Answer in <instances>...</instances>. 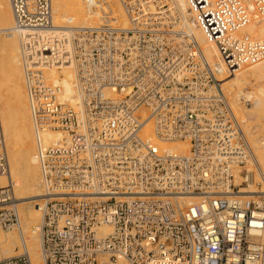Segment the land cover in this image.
<instances>
[{
    "label": "built area",
    "instance_id": "obj_1",
    "mask_svg": "<svg viewBox=\"0 0 264 264\" xmlns=\"http://www.w3.org/2000/svg\"><path fill=\"white\" fill-rule=\"evenodd\" d=\"M85 1L96 27L56 25L52 0H10L37 127L45 264H100L105 254L130 264H264V167L221 78L264 55V39L241 33L246 1L186 0L222 64L174 30L181 17L170 0H121L128 27L108 0ZM251 2L264 15V0ZM72 63L76 107L45 81L47 69ZM150 121L155 138L143 134ZM47 129L60 138L46 144ZM17 207L0 108L2 228L19 224ZM102 224L112 233L102 236ZM0 264L33 260L24 252Z\"/></svg>",
    "mask_w": 264,
    "mask_h": 264
},
{
    "label": "bare ground",
    "instance_id": "obj_2",
    "mask_svg": "<svg viewBox=\"0 0 264 264\" xmlns=\"http://www.w3.org/2000/svg\"><path fill=\"white\" fill-rule=\"evenodd\" d=\"M245 1L250 9L251 21L241 30V33L254 40L264 39V15L258 14L251 0ZM107 2H109L119 24L128 27L130 20L121 0H108ZM52 3L54 23L58 26L87 29L99 25L98 12L87 9L85 0H52ZM154 9L155 7L152 5L151 10ZM170 9L174 10V13L180 14L181 17L180 24L173 25L174 30H183L191 39L195 40L209 62L222 64L221 54L216 44L209 42L200 29L193 24L187 1L170 0ZM4 36L7 41H4ZM4 52L9 54L8 70L4 63ZM21 61V42L15 29L10 0H0V95L3 100L2 116L6 129L10 176L14 182L15 197L19 201L17 207L19 224L11 227L15 230L8 232L0 228V260L28 252L32 257L33 264H45L39 231L44 216L45 202L41 203L43 201L41 197L45 195V189L37 158V127L29 103ZM252 73H255L257 78L263 79L264 55L254 61H246L239 70L232 74L226 72L222 78L223 86L231 93L229 97H231L236 116L243 120L248 133H252L253 126L256 130L264 129V123L262 124L259 120L260 118L264 119V92L262 89H259L258 92L256 90L255 93L243 91V84L247 83V80L250 81ZM45 81L48 86L57 89L59 102L69 103L75 107L82 103L78 70L75 63L60 68L47 69ZM242 96L252 101L253 107L250 106V109L244 108V105L241 107L239 100ZM254 118L256 122L253 121ZM249 125L252 127L249 128ZM248 133L247 136H249ZM261 133H263L261 136L254 137L253 144L249 142L258 162L264 167V131ZM143 134L155 138L152 121L148 122ZM43 138L46 144L53 143L60 138V133L53 129H47L43 132ZM173 147L184 152L189 149L188 144L184 142L174 143ZM191 201L193 199L187 200V202ZM97 230L102 236L112 233V228L106 224L100 225ZM109 261L108 254H105L102 256L100 264H115L109 263ZM116 262H118L116 264H130L123 257H118Z\"/></svg>",
    "mask_w": 264,
    "mask_h": 264
},
{
    "label": "rangeland",
    "instance_id": "obj_3",
    "mask_svg": "<svg viewBox=\"0 0 264 264\" xmlns=\"http://www.w3.org/2000/svg\"><path fill=\"white\" fill-rule=\"evenodd\" d=\"M172 1V0H171ZM7 38H5V36H4V41H7L6 40ZM3 57H4V63H5V67H6V69L8 70L9 69V64H8V61H9V54L7 53V52H4V54H3ZM253 75H251V79H250V81H246L247 83H244L243 84V91L246 93H248V92H250V93H255L256 92V90H257V92L258 91H260L259 89H262V91L264 92V77H263V79H260V78H257V76L255 75V73H252ZM221 78H223V76L221 77ZM263 82H262V81ZM262 83H261V82ZM261 83V84H260ZM224 85V84H223ZM262 85V86H261ZM224 88H226L225 86H224ZM228 89L226 88V91H227ZM234 91H235V89H234ZM228 93H229V91H228ZM233 94V93H232ZM229 96H231V93H229ZM230 99H231V97H230ZM240 102H241V107H243V105H244V108H249L250 109V106L251 107H253L252 105H253V102L252 101H249V100H247V99H245L243 96L240 98V100H239ZM246 101V102H245ZM2 106H3V100H1V95H0V108H1V116L3 115V109H2ZM263 117V116H262ZM259 120H261V122H262V124L264 123V119H262V118H260ZM2 123H3V127H4V131H5V135H6V129H5V124H4V119H3V116H2ZM253 121H255V118L253 119ZM253 121H252V123H253ZM242 122H243V120H242ZM256 122V121H255ZM254 122V123H255ZM243 124H244V122H243ZM252 126H250L249 125V128H251ZM244 129H245V126H244ZM258 129V128H257ZM260 129V128H259ZM259 129L258 130H256V128H254V126L252 127V129H251V131H252V133H248V129H245V131H246V133H248L249 134V136H248V138H249V141L250 142H252L251 144H253V139H254V137L256 138L257 136H261L263 133H261L262 131H264V129H260V131H259ZM251 138V139H250ZM6 141H7V138H6ZM264 141V140H263ZM263 164V163H262ZM13 178L14 179H16V177L15 176H13ZM17 180V179H16ZM16 198V197H15ZM43 197H41V199H42ZM17 199V198H16ZM17 202H18V205H19V201H18V199H17ZM40 202V201H39ZM44 201H41V203H43ZM0 228L3 230V231H8V232H10V231H14L15 229H13V228H10L9 230H7V229H4V228H2L1 226H0ZM109 256V255H108ZM110 257V256H109ZM110 259V258H109ZM109 263H118V262H116V261H114V260H112V259H110V261H109Z\"/></svg>",
    "mask_w": 264,
    "mask_h": 264
}]
</instances>
